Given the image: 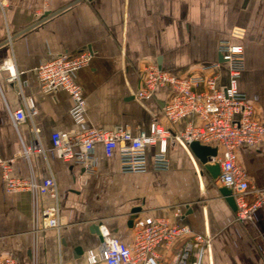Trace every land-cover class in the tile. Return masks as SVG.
I'll list each match as a JSON object with an SVG mask.
<instances>
[{
  "label": "crops",
  "instance_id": "crops-1",
  "mask_svg": "<svg viewBox=\"0 0 264 264\" xmlns=\"http://www.w3.org/2000/svg\"><path fill=\"white\" fill-rule=\"evenodd\" d=\"M43 12L44 17H37ZM235 31L241 35L232 37ZM229 37L243 46L238 90L264 122V0H0V154L12 159L20 149L8 108L21 106V83L38 111L45 157H18L12 170L26 177L32 167L38 179L52 173L61 217L59 229L35 235L30 194L6 191L0 171V260L11 255L13 264H33V259L37 264H87L85 252L100 243L91 230L94 225L103 224L129 242L132 208L139 207L140 215H171L180 206L178 223L212 236L203 264H264V200L248 219L236 220L235 210L220 194L222 186L179 144L169 142L167 170L153 169L157 147H151L146 171L123 173L118 152L106 157L101 144L93 151L94 169L86 171L63 161L50 143L52 132L79 128L122 125L132 132L148 131L153 119L182 130L184 121L172 126L164 117L165 87H158L147 101L133 96L145 66L156 63L186 77L220 63L219 83L225 85L227 66L218 45ZM82 50L92 57L75 74L86 103V121L79 127L69 116V95L61 89L43 92L33 69L55 55ZM18 71L20 76L9 82ZM19 133L25 144L32 143L27 124L20 125ZM237 152L250 184L264 199V148L241 147ZM158 252L164 257L161 264H171L172 250Z\"/></svg>",
  "mask_w": 264,
  "mask_h": 264
},
{
  "label": "built area",
  "instance_id": "built-area-1",
  "mask_svg": "<svg viewBox=\"0 0 264 264\" xmlns=\"http://www.w3.org/2000/svg\"><path fill=\"white\" fill-rule=\"evenodd\" d=\"M36 14L37 17L45 16V12ZM240 35L239 31L232 33V37ZM218 52L227 66L225 85L219 83L220 63L202 67L200 75L186 77L163 70L156 63L146 65L143 70L141 85L133 96L138 101H147L153 98L158 87H165L164 117L172 126L184 121L182 130L168 128L153 119L148 131L132 132L122 125L108 129L55 131L50 135L52 149L63 161L92 171L95 167L93 151L96 144H101L106 157H111L114 151L118 152L123 173H132L147 170V151L151 147H157L152 160L153 169L167 170L170 141L188 152V145L193 141L215 147L217 156L210 160L218 161L220 165L217 182L232 193L236 206L235 219H248L264 199L250 184L246 170L238 162L237 151L241 147L264 148V122L255 117L253 103L238 90L243 70V46L231 42L229 37L220 40ZM91 57L87 50L73 55L58 54L33 69L43 92L61 89L69 95L72 101L69 116L79 127L86 121V103L82 87L75 81V74L89 65ZM21 73L18 71L11 75L8 81H15ZM17 95L21 106L15 110L8 108V114L18 134L20 149L12 159H4L0 154V171L6 191L30 194L33 231L37 235L41 230L60 227L59 189L52 173L44 179H38L32 167L26 177L13 173L12 164L16 158L25 157L30 161V156L34 154L45 157L33 98L24 94L21 83L18 84ZM22 124H27L30 129L32 143L29 145L24 143L19 133ZM140 212L133 218V235L129 242L119 240L107 227L99 224L101 240L96 248L85 252L87 264H161L164 257L158 248L173 251L171 264H203L205 257L209 256L212 236L208 232L196 233L178 223L180 206H175L171 215H140ZM176 244L178 246L174 248ZM13 263L11 255L0 260V264ZM32 263L37 264L36 259Z\"/></svg>",
  "mask_w": 264,
  "mask_h": 264
},
{
  "label": "water",
  "instance_id": "water-1",
  "mask_svg": "<svg viewBox=\"0 0 264 264\" xmlns=\"http://www.w3.org/2000/svg\"><path fill=\"white\" fill-rule=\"evenodd\" d=\"M188 150L192 157H194L195 161H197V163L200 165L201 170L205 171L213 182H217L220 175V165L218 161L210 160L211 157L217 156V148L201 145L198 141H193L188 145ZM219 191L220 194L226 199L228 204L232 207V209L236 210L231 191L225 187L220 188ZM140 210L141 209L139 207L131 209L129 212L128 225H132L135 214L140 212ZM92 229H94V232L98 234L99 239L101 240L98 225H94L91 230Z\"/></svg>",
  "mask_w": 264,
  "mask_h": 264
}]
</instances>
